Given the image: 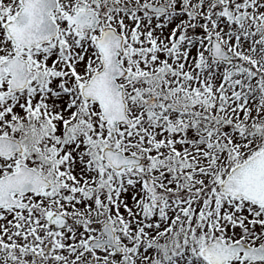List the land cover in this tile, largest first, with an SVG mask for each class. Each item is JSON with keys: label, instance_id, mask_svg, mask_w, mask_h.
<instances>
[{"label": "snow or ice", "instance_id": "obj_1", "mask_svg": "<svg viewBox=\"0 0 264 264\" xmlns=\"http://www.w3.org/2000/svg\"><path fill=\"white\" fill-rule=\"evenodd\" d=\"M0 264H264V0H0Z\"/></svg>", "mask_w": 264, "mask_h": 264}]
</instances>
